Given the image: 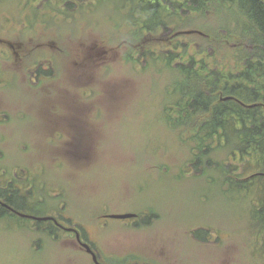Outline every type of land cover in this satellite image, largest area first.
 <instances>
[{
    "label": "rangeland",
    "instance_id": "rangeland-1",
    "mask_svg": "<svg viewBox=\"0 0 264 264\" xmlns=\"http://www.w3.org/2000/svg\"><path fill=\"white\" fill-rule=\"evenodd\" d=\"M90 3L0 0V39L21 46L16 55L0 43V185L13 181L32 207L19 211L0 197V264H96L83 243L101 264H264L251 194L225 177L237 165L222 148L194 165L170 123L185 82L177 62L199 57L214 18L181 23L172 43L184 55L171 45L177 57L167 66L158 30L144 41L127 11L128 25L107 1ZM227 6L213 12L237 19ZM61 8L71 20L52 23ZM227 52L207 53L204 65H236ZM124 213L136 216L108 217ZM32 216H59L71 229L47 234L51 220Z\"/></svg>",
    "mask_w": 264,
    "mask_h": 264
},
{
    "label": "trees",
    "instance_id": "trees-1",
    "mask_svg": "<svg viewBox=\"0 0 264 264\" xmlns=\"http://www.w3.org/2000/svg\"><path fill=\"white\" fill-rule=\"evenodd\" d=\"M83 1H91V5L100 0ZM101 1H107V5L111 9L114 8V14L120 16V19H117L120 23H128L125 20L127 11L130 15L129 25L142 35L144 41L148 38L146 33L158 30L162 35L159 36L157 46L159 50L166 49L162 56L165 57L167 66L177 57L172 54L174 48L181 53L178 58L184 55L181 43L176 42L178 44L174 46L172 41L173 37L180 34L181 23L190 17L204 20L207 18V12L212 16L210 18H214L213 31L202 30L205 32V41L194 49L199 57L192 54L184 62H177V69L184 74L185 82L184 86L180 85L178 88L176 110H173L176 115L171 117L170 123L178 128L179 137L189 143V153L192 157L190 161L194 165L202 158H209L215 149L226 150L230 163H235L232 166L237 165L239 171L236 173L235 169H228L224 171L225 177L231 185L236 184L233 188L238 193L243 190L245 194H251L247 199L253 218L251 230L259 234L264 245V108L259 105L245 107L236 100L222 99L232 96L245 103L264 104V0H119V3L117 0ZM227 3V7H233L240 16L237 19L228 18L226 22L222 17H217L213 10L218 11V7ZM83 6L85 7V4ZM51 16V22L54 24L71 20V13L63 11L62 8L56 9V14ZM236 28L239 30L236 31ZM166 38L168 40H164ZM212 47L214 50L209 51ZM216 48L224 49V54L216 53ZM83 50L81 54L85 51ZM227 51L234 57H239L236 65L221 64V67L210 68L204 65L207 63L204 58L207 53L213 57L229 56ZM142 54L146 57L154 56L146 47ZM207 162L210 163V160ZM232 171L236 174L233 175ZM237 178L239 181H235ZM17 189L13 181L0 185V197L19 211L31 210L32 207L25 202L27 197L17 195ZM3 212L0 207V214ZM145 218L142 221L145 222ZM44 226L43 230L47 231V234L56 233L57 229L51 221L45 222Z\"/></svg>",
    "mask_w": 264,
    "mask_h": 264
},
{
    "label": "water",
    "instance_id": "water-1",
    "mask_svg": "<svg viewBox=\"0 0 264 264\" xmlns=\"http://www.w3.org/2000/svg\"><path fill=\"white\" fill-rule=\"evenodd\" d=\"M187 32L192 33V32H194V30H190V31H187ZM231 98H233V97H231V96H227V97H224L223 99L226 100V99H231ZM21 215H24V214H21ZM24 216H25V215H24ZM135 216H136L135 213L110 214V215H108V217L119 218V219L131 218V217H135ZM32 217L35 218V219H38V220H52V221L57 222L56 218H55V217H52V216H42V217H34V216H32ZM66 229H71V228H66ZM76 235H77V238L80 240V238H79V232L76 231ZM83 246L86 247L87 250H88L90 253H92L94 262H95L96 264H101V263L98 261V259H97L96 255H95V253L90 249L89 245L83 243Z\"/></svg>",
    "mask_w": 264,
    "mask_h": 264
},
{
    "label": "flooded vegetation",
    "instance_id": "flooded-vegetation-1",
    "mask_svg": "<svg viewBox=\"0 0 264 264\" xmlns=\"http://www.w3.org/2000/svg\"><path fill=\"white\" fill-rule=\"evenodd\" d=\"M0 43H6V44H9V46L12 48V49H15V53H16V55L18 54L17 53V51H16V47L18 48V47H21L20 46V44L17 42V46L15 45V43H12V42H6V41H2L1 39H0ZM75 124H76V122H75ZM55 218H56V220H57V222H55V221H52L51 220V222H52V225L57 229V230H65V219L64 218H61V217H59V216H55ZM67 231V230H66ZM72 234H75V230H72V231H70ZM79 232H80V230H79ZM80 234H81V232H80ZM98 255V254H97ZM99 258V261H100V257H98Z\"/></svg>",
    "mask_w": 264,
    "mask_h": 264
}]
</instances>
